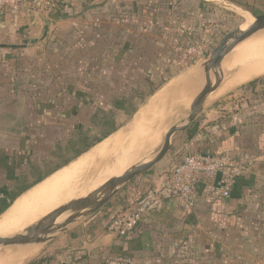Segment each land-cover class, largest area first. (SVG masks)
<instances>
[{
  "label": "crops",
  "instance_id": "obj_1",
  "mask_svg": "<svg viewBox=\"0 0 264 264\" xmlns=\"http://www.w3.org/2000/svg\"><path fill=\"white\" fill-rule=\"evenodd\" d=\"M224 1L239 7L237 12L251 13L245 11L239 0ZM69 2L65 17L60 19L55 18L60 13L57 10L36 21L18 11L0 13V45L25 46L0 48V147L3 149L4 144L16 143L18 137L22 140L26 135L34 139L29 133L36 123L38 128L53 124L37 113L33 121L37 104L29 95L33 94V87L49 94L54 92L53 86L61 89L67 79L80 80L89 70L100 72L101 85L108 87L118 81H127L125 85H128L136 80H145L137 84L141 86L147 81L163 86L176 77L181 78L180 85L192 68L185 72L173 68L174 51L204 38L203 13L210 7L202 0ZM61 3L63 7L65 3ZM34 39L38 42L31 45ZM207 41L211 45L212 40L207 38ZM71 83L67 84L68 92L75 95ZM134 86L130 85L127 92ZM82 89L78 92H82L79 109L88 107V94L84 91L87 89ZM238 91L242 93L238 97L233 94L228 100H212L191 128L174 137L171 150L185 156L253 154L255 167L236 181L229 196L215 195L227 175L224 171L199 182L194 209L186 210L177 196L165 193L150 207L137 230L126 237L110 234L108 227L118 214L134 208L149 190L169 177L174 164L167 156L114 197L113 203L74 224L51 242L40 258L43 264H100L118 256H129L135 264H264V97L254 96L243 86ZM178 94L180 97V91ZM194 94H188L189 98L179 109V118L183 114L187 116V102ZM53 99L47 97L42 103L52 101L58 109ZM12 152L19 155L0 149V159L2 155L13 156Z\"/></svg>",
  "mask_w": 264,
  "mask_h": 264
},
{
  "label": "rangeland",
  "instance_id": "obj_2",
  "mask_svg": "<svg viewBox=\"0 0 264 264\" xmlns=\"http://www.w3.org/2000/svg\"><path fill=\"white\" fill-rule=\"evenodd\" d=\"M69 1L71 2L72 0L60 1V2L65 3L63 5V7H62V3L58 2V6L56 9L57 12L59 11L58 9H61L64 12L66 7L69 6V4H67ZM239 1L242 3V5L245 6L244 7L245 9L250 10L251 13L250 12L249 13L252 16L264 15V0H239ZM217 2H218V4H221L222 7L209 5L210 7L208 9L206 8V12L203 13V16L206 17V21L203 23V26H202L204 29L202 31V33H203L202 36H204L206 39L210 38V40H212L211 45L209 44L210 50L218 44V42L221 40V38L226 33L234 30L235 28L239 27L240 25L243 26L246 23V21L249 19V17L253 19V17L248 13L242 12L240 10H238V12H237V9H240V8L235 6L232 3L228 2V1L226 2L224 0H218ZM232 6H235V7H232ZM75 7H77V6H75ZM75 7L73 6L72 9H76ZM56 13H54V14H56ZM64 14H66V13L64 12ZM64 14H60L58 16L55 15V16H57L55 18L65 17ZM73 14L71 16H73ZM71 16L69 15V17H71ZM51 17H52V15H51ZM262 37H264V35ZM199 39L197 41H199ZM263 44H264V38L260 39L254 46H259V45H263ZM178 49L179 48L175 49L174 54H173V58L176 57V55H177L176 50H178ZM246 61H247V59H244L241 63H239L237 65H233V63H231V58L228 59V61L225 63V68H224V70H225V73H224L225 82H224L223 86L221 87V89L215 94L213 101L219 100V99L228 100L230 95H233V94H235V95L237 94L236 95L237 97L240 96L239 94H242V93H240L238 91L239 88H241L242 86H244L247 83L256 79L254 77L255 79L252 78L248 81L241 82V83H238L237 81L231 80V78L235 74L240 72V70L244 67ZM172 65H173V63H172ZM174 67L175 66L173 65V68ZM178 71H179V69H178ZM185 71H187V70H185ZM99 73L100 72H98L97 70H91V72L89 70L88 74H85V76L83 78H80V80H78L77 78H70L69 80L67 79V82L65 83L64 86H62L61 89H59L57 86H53L54 92L50 91L49 94H46V92H43L42 88H40L41 90L40 89L37 90L36 87H33L32 88L33 94L30 92L29 95H30V97L34 98L33 101L37 102V104L39 102H42L44 99H47V97H49V99L54 98L53 100L56 102V105H58L57 111L47 112L45 110H41L40 116H44L46 119L48 118V121H51L53 124L57 121L58 125L53 126V124L52 125L48 124V125L42 126L43 125L42 124L41 125L42 127L38 128L39 126H37V123L36 124L34 123L35 127L33 126L32 128H30L32 133L31 132L29 133V136L34 137V139H30L26 135L24 136V138L22 140H21V137H18L16 139V143H10V144H6V145L4 144L5 149H3L2 147H0V149L2 151H6L8 153L11 151H15L19 154L18 157L19 156L26 157L28 155V153L31 152L28 159L31 162H36L39 164H42L44 161L46 163H48V165L46 167H45V164H43L42 165L43 167H41V168H43L42 172H47L48 170L52 169L54 166L63 162L61 159H58L59 157H56V156L64 154V152L67 151L66 149L69 147V143H70L69 141L73 140L74 137H75L74 140H76V141L80 140V137H77L78 132L86 131V130H87V132L89 131L88 134H89L91 141L96 139V137L100 136L103 133V130L101 129L100 126L96 125V121H98V118L102 117L100 110H103V109L109 110L111 108V106H113L114 99H112V97L115 98V97H121L124 95H125L124 97H127V98L134 97V94L132 95L131 90H130V92H127L128 87L130 85H133V84L137 85V84H139L145 80H141V82H139L137 80L133 81V82L129 81L131 83L128 85H125L127 83V81H125L123 83L122 82L119 83V81H118V84H112V86L109 85L110 87H108V85H106L104 83H103L104 84L103 86L101 85L102 83H101ZM260 77H262V75H260ZM180 79L181 78L176 77V78H173L172 80H170V82H166L164 84L165 86L164 85H163L164 87L162 86L163 88H161L162 90L159 92L160 94L157 93L155 96H157L158 94L161 95V94L165 93V90L170 85L172 86V85L176 84V86H178ZM57 82H59V81H57ZM70 82H72L71 83L72 88L75 91V93L80 92V90H83L82 89L83 87L87 89L84 91L87 92V94H88L87 95L88 96L87 97L88 107L84 108V106H83L81 109H79L78 97H76V95H73L72 93L68 92L69 89L67 88V84L69 85ZM44 89L48 90L49 87L44 88ZM81 94H82V92H81ZM100 96L103 97L102 100L100 98L98 99V97H100ZM153 97H152V99H153ZM188 98H189V95H188ZM141 99H143V98L134 97V98L130 99L129 108L133 109L135 107H138L139 109H141L147 101L146 100L145 103L141 104L140 103ZM97 101H98V103L102 102V104L101 103L97 104ZM165 105L167 106V107L163 106L165 110L163 108H160L157 111L156 109H158V108H155L154 104L150 101L149 104L147 105L146 109H141L139 111V114L137 115V117L133 121V125L129 131H127L126 128H124V127L127 125V123L130 121L132 116L137 111L132 115H129L128 113H126V114L125 113H118V115L115 117V121H116L117 125L119 126V129L114 134H112L109 138H107L103 142H101L103 144L109 143L108 149L106 148L108 153L106 155L100 157L99 158L100 161H98L99 159L96 160V164H94L95 163V161H94V163L89 165L86 168V170L82 172L81 177H83L84 179L81 178L82 180L81 179L80 180L82 183H84L83 188H86V186H88V185H89V187L86 188L84 190L83 194H81L80 196L76 195L74 197H71V199H69L65 203L57 205V206L60 207V206L66 204L72 200H76V199H79V198L86 196L88 193H90L94 189L101 186L104 182L109 180L111 177L118 176V175L122 174L127 168L141 164L144 161H146L147 159H150L153 156H155L160 151V149L162 147L163 136H164L165 132L170 127L180 123V121H182L186 116L185 114H183L179 118V108L181 109L182 106H179V108H177L176 110L175 109L170 110V106L167 104H165ZM182 105H184V103ZM166 108H167V110H166ZM34 110H35V108H34ZM153 110L155 113H153ZM131 111L132 110H130V112ZM163 112H164V114H163ZM35 113H36V111H34V116H32L34 122L36 121ZM48 113L51 114L50 117H47ZM149 114H150V116H149ZM152 114H155V115L153 116ZM59 121H61V123ZM62 122L66 123V124L61 125ZM101 143H99V144H101ZM99 144L92 147L86 153H84L83 155H81L80 157H78L77 159H75L74 161H72L71 163L66 165L65 167H67L71 164H75L81 158H86L87 154H89ZM176 146H177V144L174 143L175 148H176ZM27 147H28V149H27ZM65 154H67V157L75 155L73 152H71V153L66 152ZM184 156L185 155L179 154V153L174 154V151H172L171 153H169L167 158L170 159L171 160L170 162H173V164L175 165ZM121 162H123L124 165H121L119 167L118 164ZM93 164H94V166H93ZM65 167H63V168H65ZM63 168H61L60 170H62ZM14 170L16 173V177L17 176L20 177L21 174L25 173V171L27 170V166L23 165L19 168L16 167V168H14ZM60 170H58L57 172H59ZM102 170L106 174L105 176H104L103 172H100ZM105 171L107 173L110 172L109 173L110 176H108V174ZM57 172H55L54 174H56ZM8 173H9V171L7 169H2L0 171V189H1L0 191H2V190L4 191L6 187H11L14 185V181H11L10 179H8ZM87 173H89V174H87ZM54 174H52L51 176H53ZM111 174H113V175H111ZM37 176H38L37 172H35L34 174H30L29 176H27V178H25L24 181L20 182V184L21 185L29 184V183L33 182V180ZM51 176H49L48 178H50ZM106 176L109 179L108 178L106 179ZM85 177H87L86 180H85ZM48 178H46L45 180H47ZM105 179H106V181H105ZM97 182H98V184H97ZM34 187H32L31 189H33ZM28 191H30V190H28ZM114 201L115 200L112 199L110 201V203H113ZM57 206L54 207V209L51 210V212L54 211L55 209H57ZM51 212H49V213H51ZM49 213H47L46 215H48ZM45 216H42L39 220H41ZM23 231H21V232H23ZM18 233H20V232H18ZM13 235H15V234H13ZM48 246H49V243L41 246L40 252L32 260H30V262L34 261V260L39 261L40 258L42 257L43 252L47 249Z\"/></svg>",
  "mask_w": 264,
  "mask_h": 264
},
{
  "label": "water",
  "instance_id": "obj_3",
  "mask_svg": "<svg viewBox=\"0 0 264 264\" xmlns=\"http://www.w3.org/2000/svg\"><path fill=\"white\" fill-rule=\"evenodd\" d=\"M202 1L211 6L222 7L221 4L215 2ZM47 31L48 27L46 28ZM262 33L264 34V15L253 16V21L248 27L243 28L240 25L226 33L218 44L208 52L205 58L197 62L185 74L179 85L180 97L182 98L185 93L191 94L195 92L191 100L187 102V116L165 132L162 147L155 156L141 164L127 168L119 176L111 177L88 195L58 207L23 232L9 237H0V247L22 249L50 244L71 226L102 209L135 179L142 177L162 162L172 150L174 137L186 132L195 124L204 109L211 103L215 94L223 86L226 60L240 46ZM37 42L38 39H34L30 41V44L33 45ZM22 47L25 46L0 45V48L5 49H19ZM151 99L148 100L142 109H146ZM139 111L132 116L124 127L127 131L131 129Z\"/></svg>",
  "mask_w": 264,
  "mask_h": 264
},
{
  "label": "built area",
  "instance_id": "obj_4",
  "mask_svg": "<svg viewBox=\"0 0 264 264\" xmlns=\"http://www.w3.org/2000/svg\"><path fill=\"white\" fill-rule=\"evenodd\" d=\"M58 2L59 0H0V13L18 11L36 21L53 13ZM209 51V43L204 37L176 50L177 55L172 63L180 71H185L205 58ZM255 164L256 157L249 152L186 155L174 165L169 177L158 187L149 190L139 204L125 213L118 214L110 223L108 231L116 237H126L137 230L150 207L165 193L177 196L186 210L194 209V196L199 182L203 178H214L224 171L227 175L216 188L215 195L229 196L236 181L250 173ZM100 264H135V261L129 256H118Z\"/></svg>",
  "mask_w": 264,
  "mask_h": 264
},
{
  "label": "bare ground",
  "instance_id": "obj_5",
  "mask_svg": "<svg viewBox=\"0 0 264 264\" xmlns=\"http://www.w3.org/2000/svg\"><path fill=\"white\" fill-rule=\"evenodd\" d=\"M210 1L217 3L218 0ZM252 21L253 19L249 17V19L243 25V28L248 27L252 23ZM263 35L264 34L262 33L247 41L245 44L240 46L232 56L228 58H231V63H233V65H237L242 58L247 59L244 67L240 70V72H238L231 78L232 81L241 83L248 81L254 77L264 75V44L253 46L251 51L249 53H246L253 44L264 38L262 37ZM228 59L226 60V62L228 61ZM176 91L179 92V84L178 86H176V84L172 86L170 85L165 90V93L161 95H159V93L157 96H154L151 102L154 104L155 108H158L156 110L158 111L160 108L164 109V107L166 106L165 104L170 106V110H176L177 108H179V106H182V104L188 98V94H183L184 96H182L184 98H181ZM154 110L153 113H155ZM152 115L154 116L155 114ZM108 146L109 143L99 144L89 154H87L86 158H81L75 164H71L63 168L47 180L41 182L33 189H30V191L19 197L12 205V207L0 217V237H9L13 236V234H17L18 232L21 233V231L33 225L42 216H45L47 213L51 212V210H53L57 205L65 203L66 201L71 199V197H74L76 195L80 196L81 194H83L84 190L88 188L89 185L86 186V188H83L84 183L81 182V180L84 179L83 177H81L82 172L85 171L89 165L94 163V161V164H96V160L106 155L108 153ZM98 161H100V159ZM121 165H124V163L121 162L118 164L119 167ZM100 172H103V170ZM109 173H107L108 176H110ZM105 175L106 174L104 173V176ZM86 178L87 177H85V180ZM107 178L108 177L106 176V179ZM40 249L41 246L22 249L16 247H0V264H26L40 252Z\"/></svg>",
  "mask_w": 264,
  "mask_h": 264
},
{
  "label": "trees",
  "instance_id": "obj_6",
  "mask_svg": "<svg viewBox=\"0 0 264 264\" xmlns=\"http://www.w3.org/2000/svg\"><path fill=\"white\" fill-rule=\"evenodd\" d=\"M245 10L247 11L248 9H245ZM59 11H60L59 15L64 14L62 10H59ZM262 84H264V76L256 78L255 80L247 83L243 87L247 89L249 92L253 93L254 96L264 97V87H260L262 86ZM161 88L162 86H155V84H153L152 81L151 82L147 81L143 86L136 85L132 87L131 92H132V95L134 94V97L143 98L141 99V102H140L141 104H143L145 103L146 100L152 97L156 92L160 91ZM258 88H260V90L256 91V89ZM74 94L78 98L82 96V94L78 92L77 93L74 92ZM134 97H130V98L122 97L120 99L119 98L114 99L113 106H111L109 110L108 109L100 110L102 117L98 118V121H96V125L101 127V129L103 130V133L100 136L96 137V139L91 141L89 134H88L89 131L87 132L86 130V131L78 132L77 137H80V140L76 141L74 140L75 138L74 137L73 140L69 141L70 142L69 147L66 149L67 150L66 152H69V153L73 152L75 155L67 157V154H65L66 152H64V154L56 156V157H59L58 159H61L63 162L54 166L52 169L48 170L47 172H42L43 168L41 167H43L42 166L43 164H45V167H46L48 163L44 161L42 164H39L36 162H31L28 159L31 152H29L26 157H23V156L18 157L17 154L14 156L13 155L14 152L11 153L13 156H11L10 154L2 155L0 159V168L7 169L9 171L8 179H10L11 181H14V185L11 187H6L4 191L2 190V196H0V216L4 214L6 211H8L11 208V206L15 203V201L19 197H21L23 194H25L28 190H30L32 187L43 182L46 178H48L49 176H51L52 174H54L61 168L65 167L66 165H68L69 163H71L72 161H74L75 159L83 155L84 153H86L92 147L103 142L105 139H107L112 134H114L119 129V126L117 125L115 121V117L118 115V113H125V114L128 113L129 115H132L137 111L138 107H135L133 109L129 108L130 99ZM41 110H45L47 112L57 111L55 104L52 101H49L47 103L39 102L38 104H36L35 111L39 116H40ZM130 110L132 111L130 112ZM59 122L61 123V121ZM57 123L58 122L56 121L54 125L57 126L58 125ZM23 165L27 166V170L25 171V173L21 174L20 177L19 176L16 177L14 168L16 167L19 168ZM35 172L38 173V176L33 180V182L26 184V185L20 184V182L24 181L25 178H27V176H29L30 174H34ZM28 264H43V261L34 260V261L29 262Z\"/></svg>",
  "mask_w": 264,
  "mask_h": 264
}]
</instances>
